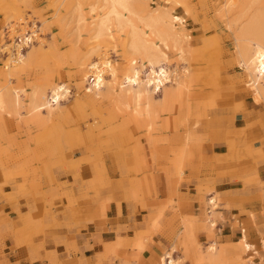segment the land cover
<instances>
[{
    "label": "rangeland",
    "instance_id": "obj_1",
    "mask_svg": "<svg viewBox=\"0 0 264 264\" xmlns=\"http://www.w3.org/2000/svg\"><path fill=\"white\" fill-rule=\"evenodd\" d=\"M225 1L137 2L141 15L158 14L162 10L184 22L180 35L169 40L167 47L151 35L168 55L172 81L159 93L142 96L139 113H136L117 101V95L110 90L113 84L110 76H106L109 83L102 90L94 89L91 78L84 77L86 65L82 66V62L88 64L95 59L86 60L92 42L89 17L100 13L99 9L91 13L93 0H0V86H14L21 94L20 105H14L7 95L5 109L0 111V192L3 193V186L30 185L41 189L45 197L47 186H56V196L63 197L65 192L61 187L64 185L79 183L88 185L89 190L111 189L117 174L122 181L129 180L131 175L146 178L153 168L168 171L173 165L181 171H192L198 141L195 126L204 129L217 122L218 126L229 129L234 122L229 110L232 107L242 110L244 98L248 94L254 96L251 88L260 93L239 60L235 36L256 8L264 12V0H258L255 7L248 5V0H236L229 7L226 6L228 0ZM76 7H80L87 18L79 28ZM129 16L133 24L143 28L136 16ZM34 25L39 28L38 37L29 46H23L24 62L16 71H9V75L4 65L7 55L2 51L6 47L14 50L12 45L19 42L20 29ZM117 35L114 31L113 36ZM175 42L184 50L183 59L173 47ZM115 43V47L108 46V52L117 69L118 82L126 61L121 43ZM257 77L260 91H264V77ZM51 80L65 84L70 94L51 113L46 109L34 110L30 104L32 93L46 88ZM39 99L45 101L43 97ZM124 99L131 103L130 96ZM240 131L245 133V129ZM230 143L234 147L233 141ZM248 149L247 146L245 150ZM71 177L73 182L68 180ZM155 196H158L156 192ZM215 196L219 207V196ZM208 199H203L207 219L206 207L211 209ZM51 203L52 198L48 197L47 211ZM214 213L212 211L211 218L215 220ZM192 215L183 218L184 227L177 235V244L164 248L150 264H159L160 257L168 250L174 251L177 264H241L225 256V244L218 245L216 261L204 257L203 250L213 240L205 241L200 233L209 230L210 223L197 222V216L193 212ZM7 216L0 211V219ZM188 224L193 225L191 233L186 228ZM155 225L158 229L157 222ZM153 231H145L141 244L133 248L138 252L148 249ZM226 245L230 248L229 255H233L235 244ZM210 249L208 247L207 251L211 254ZM241 255L249 264H264L260 255L250 257L244 252ZM114 256L121 264L143 262L141 255L131 259ZM108 260L114 264L112 257Z\"/></svg>",
    "mask_w": 264,
    "mask_h": 264
},
{
    "label": "crops",
    "instance_id": "obj_2",
    "mask_svg": "<svg viewBox=\"0 0 264 264\" xmlns=\"http://www.w3.org/2000/svg\"><path fill=\"white\" fill-rule=\"evenodd\" d=\"M249 82L248 77V87ZM251 90L254 96L244 98L242 110H229L234 119L229 129L217 122L204 129L195 126L198 141L192 171L173 165L168 171L153 168L146 178L131 175L122 181L117 174L111 189L89 190L76 183L61 187L63 197L56 196V186L46 185L45 197L37 186H3L0 211L8 216L0 219V264H110L111 257L114 264H121L115 254L123 259L141 255L142 264H150L164 248L177 244L183 218L192 212L197 222L210 223L209 230L200 233L205 241L213 240L209 248H216L210 249L211 254L208 247L203 250L210 261H216L218 245L223 244L225 256L241 264H249L243 252L264 258V91ZM203 199L211 206L206 207L208 219ZM192 226H186L189 233ZM150 229L155 232L148 249L138 252L133 247ZM226 243L235 244L233 255ZM166 254L178 261L174 251ZM164 263L162 255L159 264Z\"/></svg>",
    "mask_w": 264,
    "mask_h": 264
},
{
    "label": "bare ground",
    "instance_id": "obj_3",
    "mask_svg": "<svg viewBox=\"0 0 264 264\" xmlns=\"http://www.w3.org/2000/svg\"><path fill=\"white\" fill-rule=\"evenodd\" d=\"M248 1V5L255 7L258 0ZM137 2L139 0H93L91 13L97 9L100 10V13L91 14L89 17L88 24L91 25L89 32L92 42L86 60L95 59L88 64L82 62V66L86 65L84 77L91 78L94 89L101 88L102 90V87H105L107 83L106 76H110V83L113 82L110 90L117 95V101L126 108H132L136 113L139 111L141 98L143 100L142 96L159 93L172 81L170 77L171 74L173 75V71L168 65V55L152 39L151 35L167 47L169 40L180 35V29L184 22L182 18H176L175 15L162 10L157 12L158 14L150 12L147 15H141L142 13L140 14L136 6ZM235 3L236 0H228L226 6L229 7ZM76 10L79 28L82 23L87 22V18L80 7H76ZM254 11L247 18L245 24L241 25L235 39L239 60L249 71L256 91H260L257 76L264 77V12L257 8ZM127 14L136 16L137 20L143 24V28L139 29L133 24V20L130 16H126ZM229 25L232 27L231 24ZM126 27L127 29H125ZM38 29L36 25L30 28L23 27L17 34L19 42H14L12 45L14 50L8 47L3 49L2 53L7 55L4 65L9 75H11L9 71H16L23 64V46L27 47L34 42V39L38 37ZM77 30L81 31V29ZM114 31L118 33L116 37L113 36ZM115 42L121 43V50L126 61L124 73L118 82L117 69L110 60V51L108 52L109 45H111L110 47L117 46ZM173 47L178 51L179 57L183 59V48L179 47L176 42ZM46 86V88L44 87L40 91L35 90L32 93L30 104L36 111L46 109L51 113L61 101L68 97L70 88L52 80ZM46 90H48V95ZM7 95L11 97L14 105L21 103V94L17 88L0 86V111L5 109ZM127 96H130L131 103L124 99ZM39 97L45 98V101L41 102ZM211 248L212 251L216 249L214 245ZM164 260H167L166 264L178 263L170 254H166Z\"/></svg>",
    "mask_w": 264,
    "mask_h": 264
}]
</instances>
